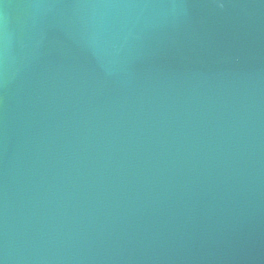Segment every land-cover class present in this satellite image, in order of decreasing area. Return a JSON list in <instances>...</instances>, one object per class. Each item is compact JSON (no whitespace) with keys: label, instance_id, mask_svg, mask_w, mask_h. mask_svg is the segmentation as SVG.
Wrapping results in <instances>:
<instances>
[{"label":"water","instance_id":"1","mask_svg":"<svg viewBox=\"0 0 264 264\" xmlns=\"http://www.w3.org/2000/svg\"><path fill=\"white\" fill-rule=\"evenodd\" d=\"M0 264H264V0H0Z\"/></svg>","mask_w":264,"mask_h":264}]
</instances>
